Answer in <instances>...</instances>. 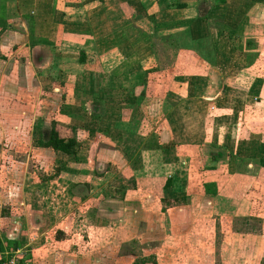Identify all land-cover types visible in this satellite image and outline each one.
I'll return each instance as SVG.
<instances>
[{"label": "crops", "instance_id": "0c3cea01", "mask_svg": "<svg viewBox=\"0 0 264 264\" xmlns=\"http://www.w3.org/2000/svg\"><path fill=\"white\" fill-rule=\"evenodd\" d=\"M40 3L0 0V141L17 145L30 131L29 150L54 152L31 145L50 122L78 153L105 140L135 195L147 182L154 197L195 199L197 214L212 213L237 158L264 161V123L251 116L264 104V0H54L51 14ZM153 33L171 56L153 53ZM62 162L59 175L84 183L82 163Z\"/></svg>", "mask_w": 264, "mask_h": 264}, {"label": "rangeland", "instance_id": "374dc122", "mask_svg": "<svg viewBox=\"0 0 264 264\" xmlns=\"http://www.w3.org/2000/svg\"><path fill=\"white\" fill-rule=\"evenodd\" d=\"M154 44V54L172 55L160 37ZM159 67L165 69L163 62ZM145 102L141 103L143 109L151 98ZM143 109L147 135L151 128ZM251 116L264 123V104ZM163 117L157 119L160 124ZM48 127L45 123L40 132ZM19 138L23 141L17 145H11L8 136L0 141V258L17 255L19 264H264L261 157L237 158L235 164L241 170L221 179L212 213L197 214L191 196L188 204L185 196L160 199L152 196L157 190L147 182L137 185L135 195L132 173L120 170L125 164L119 156L115 157L119 163L110 162L115 153H109L112 145L105 140L94 141L91 153L84 141L80 153L71 158L73 155L32 152L26 136ZM133 154L127 153L128 161ZM200 155L201 160L216 162L212 153ZM62 161L82 163L85 170L75 174L84 183L69 184L65 174L59 175L65 166ZM90 169L94 176L91 189L85 182ZM113 175L119 180L113 181ZM67 183L64 194L60 186ZM8 242L15 245L8 248Z\"/></svg>", "mask_w": 264, "mask_h": 264}, {"label": "trees", "instance_id": "16d2710c", "mask_svg": "<svg viewBox=\"0 0 264 264\" xmlns=\"http://www.w3.org/2000/svg\"><path fill=\"white\" fill-rule=\"evenodd\" d=\"M207 1L208 2L210 1L213 4H222L225 2V0H207ZM53 4H54V0H42L40 6L43 7V9H46V13L51 14ZM176 8L182 9L184 8V6L178 4L176 5ZM204 16L201 15V18H204ZM152 36H153L152 38L154 39L158 37L155 35V33H153ZM151 47L153 48V46ZM33 146L40 148H48L61 155H73L78 151L80 144L76 141L74 137H69V138L59 137L58 133L55 130L54 123L50 122L49 127L45 130V132L43 133L40 132L39 139L35 141ZM9 244L10 243H8V245Z\"/></svg>", "mask_w": 264, "mask_h": 264}, {"label": "built area", "instance_id": "2783aa9c", "mask_svg": "<svg viewBox=\"0 0 264 264\" xmlns=\"http://www.w3.org/2000/svg\"><path fill=\"white\" fill-rule=\"evenodd\" d=\"M0 264H19L17 255H13L12 257H2L0 258Z\"/></svg>", "mask_w": 264, "mask_h": 264}]
</instances>
